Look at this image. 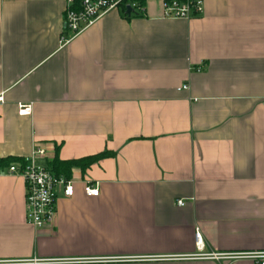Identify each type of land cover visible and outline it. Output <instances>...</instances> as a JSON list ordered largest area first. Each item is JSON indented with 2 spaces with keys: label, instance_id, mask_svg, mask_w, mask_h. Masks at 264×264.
<instances>
[{
  "label": "crops",
  "instance_id": "crops-1",
  "mask_svg": "<svg viewBox=\"0 0 264 264\" xmlns=\"http://www.w3.org/2000/svg\"><path fill=\"white\" fill-rule=\"evenodd\" d=\"M203 3L188 19L121 6L64 43L66 0H0V260L259 264L197 254L264 251V0ZM37 146L76 181L40 229L9 171Z\"/></svg>",
  "mask_w": 264,
  "mask_h": 264
},
{
  "label": "built area",
  "instance_id": "built-area-1",
  "mask_svg": "<svg viewBox=\"0 0 264 264\" xmlns=\"http://www.w3.org/2000/svg\"><path fill=\"white\" fill-rule=\"evenodd\" d=\"M130 4L133 8L140 9L135 1L129 0H66L65 11V33L62 41L68 43L87 28L98 22V19L113 9L125 7ZM164 4V16L167 18H191L199 16L203 10V0H162ZM184 89L187 85L182 86ZM0 101H4L0 95ZM19 113L26 115L31 113V104H21ZM45 155L43 147H35L33 152L27 156L22 165L13 164L10 166V173H17L24 177L27 192L26 217L28 224L35 229L43 228L46 225H54L56 219V198L58 191L62 190L64 195L72 197L75 192V179L52 171L47 166L41 165L39 159ZM84 190L87 196H99L100 187L98 182L90 180L84 182ZM180 205H184L183 200H179ZM199 241L200 233H197ZM203 257H213L218 260L237 261L240 259H250L259 264H264V251H228L225 253H214L210 255H199ZM20 260H0V264H26Z\"/></svg>",
  "mask_w": 264,
  "mask_h": 264
},
{
  "label": "trees",
  "instance_id": "trees-1",
  "mask_svg": "<svg viewBox=\"0 0 264 264\" xmlns=\"http://www.w3.org/2000/svg\"><path fill=\"white\" fill-rule=\"evenodd\" d=\"M129 1H131V2L135 1L136 4L138 5V7L140 8V9H138L137 7H135V9L133 11L134 13L141 14L145 10V5H146L145 3L147 0H129ZM124 9L126 12V10H127L126 5H125ZM111 154L112 153L109 152L108 150H103L102 152L95 154L93 156H87V158L72 159L69 161H63V160L57 159V160L52 162V165H53L54 170L58 171L60 169V170L64 171L65 173L70 174L71 173L70 170L73 168V166H77V167H80L82 170H85L91 163L99 161L104 157L110 156ZM0 162L1 163L2 162L8 163L9 160L0 159ZM67 178H69V177L67 176Z\"/></svg>",
  "mask_w": 264,
  "mask_h": 264
},
{
  "label": "water",
  "instance_id": "water-1",
  "mask_svg": "<svg viewBox=\"0 0 264 264\" xmlns=\"http://www.w3.org/2000/svg\"><path fill=\"white\" fill-rule=\"evenodd\" d=\"M133 12V8L130 4L127 6V14H131Z\"/></svg>",
  "mask_w": 264,
  "mask_h": 264
}]
</instances>
